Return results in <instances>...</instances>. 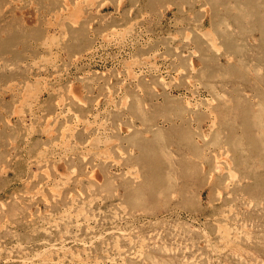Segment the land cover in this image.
<instances>
[{"label": "rangeland", "instance_id": "rangeland-1", "mask_svg": "<svg viewBox=\"0 0 264 264\" xmlns=\"http://www.w3.org/2000/svg\"><path fill=\"white\" fill-rule=\"evenodd\" d=\"M0 264H264V0H0Z\"/></svg>", "mask_w": 264, "mask_h": 264}, {"label": "bare ground", "instance_id": "bare-ground-1", "mask_svg": "<svg viewBox=\"0 0 264 264\" xmlns=\"http://www.w3.org/2000/svg\"><path fill=\"white\" fill-rule=\"evenodd\" d=\"M60 246H62V245H60ZM64 247V246H63Z\"/></svg>", "mask_w": 264, "mask_h": 264}]
</instances>
